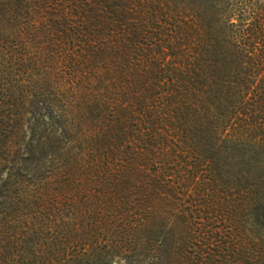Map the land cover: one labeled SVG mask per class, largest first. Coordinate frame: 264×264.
I'll return each mask as SVG.
<instances>
[{"label": "trees", "instance_id": "1", "mask_svg": "<svg viewBox=\"0 0 264 264\" xmlns=\"http://www.w3.org/2000/svg\"><path fill=\"white\" fill-rule=\"evenodd\" d=\"M157 9L149 0H0V264L261 257L214 210L234 211L242 196L206 200L200 217L195 194L208 199L212 184H198L192 167L191 184H169L168 159L195 149L175 140L164 115L169 101L198 98L206 60L193 27L166 30L171 16ZM225 14L244 76L227 88L233 110L219 141L264 145V0H226Z\"/></svg>", "mask_w": 264, "mask_h": 264}, {"label": "rangeland", "instance_id": "2", "mask_svg": "<svg viewBox=\"0 0 264 264\" xmlns=\"http://www.w3.org/2000/svg\"><path fill=\"white\" fill-rule=\"evenodd\" d=\"M149 4L158 8L160 19L165 12L170 14L169 20L161 25L166 30L172 29V25L192 26L206 60V80L198 98L169 101L170 109L164 115L166 122L163 124L169 125L168 129L173 125L170 134L175 140L182 142L183 148L187 142L195 149L189 156L179 149L168 159L165 168L169 172V184H191L184 179L191 167L196 168L198 184H212L208 199V192L195 194L199 202L193 209L200 217L207 214L200 206L206 200L220 199L233 204L231 201L242 196L243 201L235 203L234 211L224 206L214 210L229 215L257 244L261 257L249 259L247 264H264V145L227 148L219 141L233 110V103L228 102L227 88L237 76L239 80L244 76L240 73L243 61L229 35L226 0H149ZM190 199L187 194L185 201Z\"/></svg>", "mask_w": 264, "mask_h": 264}]
</instances>
